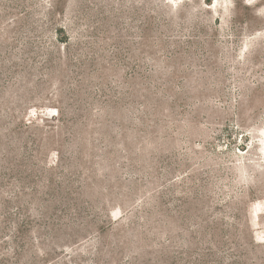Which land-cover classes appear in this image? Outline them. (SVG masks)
Returning <instances> with one entry per match:
<instances>
[{
  "label": "rangeland",
  "instance_id": "1",
  "mask_svg": "<svg viewBox=\"0 0 264 264\" xmlns=\"http://www.w3.org/2000/svg\"><path fill=\"white\" fill-rule=\"evenodd\" d=\"M0 264H264V0H0Z\"/></svg>",
  "mask_w": 264,
  "mask_h": 264
}]
</instances>
